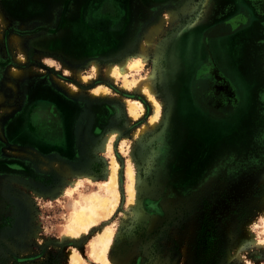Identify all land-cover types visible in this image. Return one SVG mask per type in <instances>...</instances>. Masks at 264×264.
<instances>
[{
	"label": "rangeland",
	"instance_id": "obj_1",
	"mask_svg": "<svg viewBox=\"0 0 264 264\" xmlns=\"http://www.w3.org/2000/svg\"><path fill=\"white\" fill-rule=\"evenodd\" d=\"M189 1L193 6L190 13L179 12L175 21L167 18L170 10L179 11ZM210 4L211 0H184L178 8H159L152 20L155 22L144 29L137 50L119 61L105 62L96 55L102 54L96 47L77 51L81 53L78 55L73 46L71 60H85L80 65L70 66L65 61L48 58L43 62L42 58H37L42 62L40 67L51 71L48 76H52L60 90L89 102H113L125 120L108 124L97 141L85 135L81 152L89 163L85 162L86 167L82 169L59 157L57 162H50L38 153L22 151L16 145L12 148L0 131V264H72L70 253L73 251L87 264H99L90 256V243L106 225L113 227L116 235L111 256L118 264H264V24L243 32L240 38L246 43L237 45L233 67L229 64L230 52L225 49V43L216 40L217 35L212 39V49L220 51L224 70L236 86L242 87L240 78L247 81L249 75L248 87L243 86L241 91L243 101L236 105V110L230 108L219 115L198 116L199 112L195 113L189 103L187 110L193 112L190 114L195 116V121H186L183 117L174 123L172 121L178 118L176 103L180 93L165 79L162 84L166 98L162 99L164 96L160 94L161 57L168 48L171 33L199 25ZM254 14L255 18L264 16L255 9ZM163 17L168 22L156 40L163 43L162 51L157 54L154 46L149 48L144 73L153 71L157 64L154 88L162 102L164 121L137 140L134 132L149 122L152 105L140 94L124 89L122 81L113 83L105 79L103 71L107 63L116 64L135 56L140 51L145 31ZM7 28L0 10V34ZM222 28L219 33L223 35L230 31L224 25ZM129 38L113 47L112 54L121 56L131 49L136 38ZM12 42L18 44H11L16 63L12 62L8 70L19 81H9L18 90L23 83L20 80L33 74L38 78L46 71L34 68L25 72L16 68L18 59L28 64L29 55L24 45H20L22 38L13 37ZM198 43L195 44L197 50ZM247 49H252L248 55ZM246 59L243 65L241 61ZM95 60H100L102 73L99 76L93 72ZM80 75L91 79L90 82L81 81ZM103 85L109 89L108 96L92 98L91 92ZM8 91L13 92L11 87ZM127 100H136L145 106L142 119H130ZM207 100L226 104L213 88ZM0 101H4L3 95ZM17 105L0 104V128L4 135L5 116H10L16 110L12 107ZM180 111H184L182 106ZM89 119L90 115L88 122ZM113 130H116L113 155L121 165L119 205L107 223L81 238H64L72 204L81 194L98 192V183L107 179L112 156L103 150V144ZM128 162L139 178L136 184L139 202L134 208L127 207ZM81 179V186L73 193V183ZM204 227L207 234L202 236Z\"/></svg>",
	"mask_w": 264,
	"mask_h": 264
},
{
	"label": "flooded vegetation",
	"instance_id": "obj_2",
	"mask_svg": "<svg viewBox=\"0 0 264 264\" xmlns=\"http://www.w3.org/2000/svg\"><path fill=\"white\" fill-rule=\"evenodd\" d=\"M183 1L147 0L148 3L153 5L151 7L150 19L153 20L155 18L159 8L168 7L166 10L178 8ZM109 3L110 1L102 4L100 8H96L98 7V2L96 0L94 2L90 1L87 4V8L90 10H94L95 8V13L101 14L104 11V7L109 5ZM26 5L29 11L23 12L22 2L20 4V2L14 0H0V10L6 19V25H8L7 31L0 34V97L1 95L4 96V101H0V104H19L15 106L16 108L12 107L13 110H16L10 113V116H5L6 120L2 127L5 125L6 134L4 135L3 128H0V131H2L3 136L8 138L6 142L12 148L16 145L22 151L33 154L38 153L50 162H57L59 157L69 162L68 164L71 166L82 169L86 167V161L83 159L81 152V143L85 135L92 137V141H97L108 124L120 122L122 119L125 120V117L122 115L121 110L115 108L113 102H104L103 100H92L93 102H89L82 97L76 99L71 97L67 91L60 90V86H56V83L52 81V76H48V73H51V71L45 68V66L40 67L39 64H42V62L41 60L37 61V58H42L43 62L47 58L58 59L59 61H65L70 66L80 65L83 61L73 63V59L66 58L63 54L59 53L56 39L61 34L64 26L57 25L52 19L51 21L45 19V22L39 19L32 20V17L35 15L31 11L35 7V3L30 1ZM254 9L264 13V0H211L210 8L206 10V15L199 25L183 31L189 35L191 34L196 39L200 38L198 43L200 48L199 50L196 49V51L198 55L201 54L204 57L193 75V89L191 93L194 97L192 98H189V91L183 87L184 79L180 63L174 64V68H170L166 74L168 85L171 84V88L180 93V103L176 104L178 118L172 122L181 121L183 117L186 121H195V116L190 114L193 112L187 110L190 105L194 112H199L198 116H213L219 115L222 111L230 108L236 110V105L242 103L243 96L241 91L243 86L248 87V74L253 65V60L249 62L250 68L245 71L246 75H248V80L242 79L243 77L240 78L242 84L240 88L235 85L234 80L224 70V61L222 62L220 58V51H218V48L214 51L211 43L214 35H217L218 39L216 40L225 43V49H228L230 52L228 55L229 64L233 67L235 62L233 53L237 50V45L242 44L245 46L246 43L245 39L240 38L243 36V32H247L253 27L257 29V25L264 24V16H256L257 18H255ZM223 25L226 26V29L230 30L224 35L219 33V29ZM13 37L22 38V43L19 44L24 45L29 55L28 64L25 63L26 60L22 59L24 61L20 62L21 59H18L17 63L19 65L21 63V65H18L16 68L25 72H29L30 69L34 68H37L38 71H46L44 75L39 74L38 78H34L35 75L33 74L24 80H20L23 83L18 87V90L14 89L15 85H12L9 81H12V79L19 81L12 77L8 70L12 62L16 63L13 57L15 54L11 48V44H16L12 42ZM255 40L257 41L258 38ZM251 50H246L247 55ZM16 51H18V48ZM226 53L228 54L227 51ZM173 61H176V58H173ZM241 63L246 65L247 59L242 60ZM166 64L165 62V66ZM208 67H211V72L215 71L224 80L231 83L238 97L237 103L213 104L207 100V94L216 84L214 77L212 76V78L205 72ZM9 87L12 88L14 95L12 94L13 92L8 91ZM160 90L162 96L161 87ZM190 99L195 101L196 104L193 105V102H190L189 105ZM90 103L92 104L91 106ZM180 106L184 108L183 113L180 111ZM89 115L90 119L88 122ZM116 127L122 128L121 126ZM1 139L5 141L4 138L1 137ZM86 163H89V161ZM16 168L21 167L16 166Z\"/></svg>",
	"mask_w": 264,
	"mask_h": 264
},
{
	"label": "bare ground",
	"instance_id": "obj_3",
	"mask_svg": "<svg viewBox=\"0 0 264 264\" xmlns=\"http://www.w3.org/2000/svg\"><path fill=\"white\" fill-rule=\"evenodd\" d=\"M191 4L192 2L189 1L185 3L179 11L170 10L167 18L170 17L171 21H175L179 18V12L182 14L190 13L193 10V6H191ZM167 18H161L160 21L145 31L144 38L142 40L143 42L141 41L140 51L135 56L130 57V59H124V61L120 63H110L103 71L105 79L113 83L122 81L124 89L140 94L152 105L153 113L149 122L143 124L141 128L134 132V137L137 140L145 137L148 132L155 130L164 121L162 102L157 98L154 88L157 83V64H155L153 71L144 73V70L147 64L149 48L154 46L157 54L162 51L163 43H158L156 40L164 31L168 22ZM92 68L95 75L99 76L102 73L101 66L98 61L92 63ZM210 68L211 67H208L205 72L211 77L213 76L214 81H216L215 87L212 88L214 89L217 97L224 99L226 103H237L238 97L231 83L224 80L221 75L215 71L211 72ZM80 79L84 83H88L91 80L83 75H80ZM108 93L109 89L103 85L96 87L91 92V96L94 99H101L107 97ZM126 109L129 113L130 119L135 121L142 119L146 112L145 106L136 100H127ZM115 139L116 130H113V132L105 139L103 144V150L112 156L111 161L108 164L106 181L98 183V192L81 194L72 204L69 210V220L64 230V238H68L69 236L81 238L88 232L97 229L100 224L107 223L116 211L120 200L121 165L118 159H116L113 155V144ZM121 151H124V146H122ZM126 178L127 207L134 208L139 202L137 196L138 186L136 185L139 178L130 163L126 169ZM80 181H82V179L73 183V193L81 186L82 182ZM115 237L116 235L113 227L107 225L103 227L100 232L95 234L94 239L90 243V256L99 264H118L111 256ZM257 244L260 243L257 242ZM70 260L72 264H87L81 255L76 251L70 253Z\"/></svg>",
	"mask_w": 264,
	"mask_h": 264
},
{
	"label": "crops",
	"instance_id": "obj_4",
	"mask_svg": "<svg viewBox=\"0 0 264 264\" xmlns=\"http://www.w3.org/2000/svg\"><path fill=\"white\" fill-rule=\"evenodd\" d=\"M14 1L20 2V4L22 2L23 12L29 11L27 3L30 1L35 3V7L31 11L35 15L32 20L39 19L45 22V19L50 21L52 19L57 25L64 26L61 34L56 39V46L59 53L70 59L73 46L74 52L78 55H80L77 52L79 50L83 52L85 48L96 47L98 50H102V54L97 53L96 55H100V58L105 62H107L106 60L119 61L137 50L144 29L152 23L150 12L153 5L148 3L147 0H96L98 2L96 8H100L102 4L110 1L101 14H96L95 8L94 10L87 8V4L95 0ZM186 34L187 32L172 33L168 48L161 57L160 87L165 98V86L162 81L166 79L165 75L169 69L174 68V64L177 63L181 65V73L184 79L183 87L189 91V98L194 97L191 93L193 75L204 56L198 55L195 49V44L200 41V38L197 36L196 39L191 34H187L189 36ZM128 36L130 37L129 40L133 36L136 38L132 48L121 56L113 55L112 48L126 42ZM173 58H176V61H173ZM82 61L85 62V60ZM72 62L76 63L75 60ZM165 62L167 63L166 66ZM191 100L189 103L193 102V105H195L196 102ZM177 103H180V101Z\"/></svg>",
	"mask_w": 264,
	"mask_h": 264
},
{
	"label": "trees",
	"instance_id": "obj_5",
	"mask_svg": "<svg viewBox=\"0 0 264 264\" xmlns=\"http://www.w3.org/2000/svg\"><path fill=\"white\" fill-rule=\"evenodd\" d=\"M201 234H202V236H205V235L207 234L205 227L203 228ZM202 239H203V237L201 238L200 242H202ZM209 262H211V260H209ZM209 264H210V263H209Z\"/></svg>",
	"mask_w": 264,
	"mask_h": 264
}]
</instances>
